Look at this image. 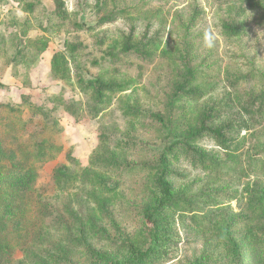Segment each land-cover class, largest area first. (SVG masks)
Masks as SVG:
<instances>
[{
  "label": "rangeland",
  "instance_id": "374dc122",
  "mask_svg": "<svg viewBox=\"0 0 264 264\" xmlns=\"http://www.w3.org/2000/svg\"><path fill=\"white\" fill-rule=\"evenodd\" d=\"M130 34L149 56L124 52ZM187 65L198 92L173 99ZM80 75L130 88L95 113ZM207 110L226 142L204 134L189 145L204 163L185 150L171 161L181 206H162L151 226L161 157ZM48 146L59 151L35 163ZM3 166H36L37 178L0 187V264H112L93 250L121 264L148 250L150 264H264V0H0Z\"/></svg>",
  "mask_w": 264,
  "mask_h": 264
},
{
  "label": "trees",
  "instance_id": "16d2710c",
  "mask_svg": "<svg viewBox=\"0 0 264 264\" xmlns=\"http://www.w3.org/2000/svg\"><path fill=\"white\" fill-rule=\"evenodd\" d=\"M30 8L33 9V4L30 5ZM58 8V16L62 20L66 21L68 19V11L65 9V4L63 2H59L57 5ZM32 11V10H29ZM113 18L110 15L106 17L105 22L111 21ZM225 30L229 31L231 34H238L239 29L238 27H234L232 25H224ZM133 35L127 38L128 45L124 48V52H131L135 51L143 56H149V52L143 50H136L134 45L132 44ZM35 46H38L39 51H43L46 48V44L44 41H37ZM70 52L75 54V48H71ZM60 59H64L63 54H56L53 58L52 68L53 72L56 74H60L62 78L66 77L67 71H70L68 62H64V66L62 65V69H60ZM185 79L182 84H180L176 91L174 92L172 98H180V97H193L197 94V90H191L189 88V83L196 79V71L191 66L187 65ZM77 85L81 89V91L85 92L86 94L91 95L95 98L99 107H96L95 113H100L107 109L111 103L112 96L121 92H125L130 88L129 82H119V81H106L102 77H96L92 79L85 80L81 75L77 79ZM174 101V100H172ZM132 112H140V110L136 109ZM153 115V114H152ZM155 118H160L158 115H153ZM214 116L211 114L210 110H207L202 114L201 120L199 125L193 129L190 133H188L183 139L177 140L166 148L165 152L161 157V166H160V173L159 175L151 181L152 185L160 190V193L164 197L159 204L155 207H146L143 210L144 217L146 218L147 223L151 226L156 225V220L153 218V214L159 208L164 205L170 208H179L181 205L178 203V198L174 195V183L170 180L172 176H178L177 173L172 165L171 161L177 159L179 157V153L181 151H188V155L191 158V162L194 163H204V154L199 152L196 149L190 148V143L202 135L210 133L215 138L220 139L221 144H225L226 137L225 133H223L224 128L221 126L213 127L211 126V122L213 121ZM59 151L58 148L54 146H48L41 148L39 152L34 156L35 163H46L52 160L55 154ZM66 172L59 169L57 173V179L60 181L64 178ZM37 178L36 174V166L30 167H0V187L7 186L8 184H22L24 186H28L35 182ZM102 181L99 180V183L96 182V186L99 187L101 190L104 187L105 191H113L115 187H111L110 184L104 183L102 187ZM8 185V186H9ZM107 204V202H105ZM231 249L237 250L238 245L233 239H228ZM153 249V248H152ZM94 253L97 254L100 258L107 260V262H112V264H121V263H113L111 261V257L106 253H99L93 250ZM61 253V252H59ZM146 258V259H144ZM156 259V255L154 251H146L143 253L138 259H130L128 262L122 264H135V261L142 264H150L151 260ZM143 260V261H142Z\"/></svg>",
  "mask_w": 264,
  "mask_h": 264
}]
</instances>
